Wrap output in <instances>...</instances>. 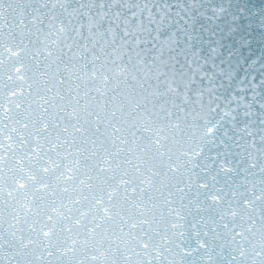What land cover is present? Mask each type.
<instances>
[{
	"label": "snow or ice",
	"instance_id": "obj_1",
	"mask_svg": "<svg viewBox=\"0 0 264 264\" xmlns=\"http://www.w3.org/2000/svg\"><path fill=\"white\" fill-rule=\"evenodd\" d=\"M202 9L0 0V264H264V77Z\"/></svg>",
	"mask_w": 264,
	"mask_h": 264
},
{
	"label": "water",
	"instance_id": "obj_2",
	"mask_svg": "<svg viewBox=\"0 0 264 264\" xmlns=\"http://www.w3.org/2000/svg\"><path fill=\"white\" fill-rule=\"evenodd\" d=\"M204 9L223 8L217 18L204 10L192 21L191 46L210 63V49L218 48L216 70L231 77L234 85L264 77V0H199Z\"/></svg>",
	"mask_w": 264,
	"mask_h": 264
}]
</instances>
